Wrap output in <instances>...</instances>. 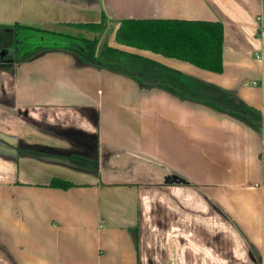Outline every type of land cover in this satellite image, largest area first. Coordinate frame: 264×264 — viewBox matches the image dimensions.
Here are the masks:
<instances>
[{
	"label": "crops",
	"instance_id": "obj_1",
	"mask_svg": "<svg viewBox=\"0 0 264 264\" xmlns=\"http://www.w3.org/2000/svg\"><path fill=\"white\" fill-rule=\"evenodd\" d=\"M129 20L219 22L222 70L118 44ZM15 22L88 39L70 25L104 22L136 65L0 55V264H264V136L157 87L143 62L264 117V0H0V25Z\"/></svg>",
	"mask_w": 264,
	"mask_h": 264
},
{
	"label": "trees",
	"instance_id": "obj_2",
	"mask_svg": "<svg viewBox=\"0 0 264 264\" xmlns=\"http://www.w3.org/2000/svg\"><path fill=\"white\" fill-rule=\"evenodd\" d=\"M103 23L70 25L76 29L96 33L97 36L92 39L82 34L50 30L18 22L0 25V55H8L13 62L20 63L47 50L64 49L74 53L81 63L92 64L99 68L123 72L117 69L120 62L127 63L130 67L135 66V58L107 46L106 39L111 29H106ZM115 41L121 45L175 58L211 72L219 73L222 70L223 31L219 22L123 21L115 31ZM143 62L152 68L153 80H155L153 84L157 87L235 118L264 136V117L258 111L241 103L230 92L194 81L157 63ZM22 151L39 157L45 156L35 151L24 149ZM49 156L75 166L98 170L97 159L88 160L75 155ZM50 185L62 189L71 186L70 183L61 180H53Z\"/></svg>",
	"mask_w": 264,
	"mask_h": 264
},
{
	"label": "water",
	"instance_id": "obj_3",
	"mask_svg": "<svg viewBox=\"0 0 264 264\" xmlns=\"http://www.w3.org/2000/svg\"><path fill=\"white\" fill-rule=\"evenodd\" d=\"M233 119H235V118H233ZM235 120H237V119H235ZM238 122H240L239 120H237ZM241 124H243L242 122H240ZM243 125H245V124H243ZM246 126V125H245ZM249 128V127H248ZM250 129V128H249ZM252 130V129H251ZM252 131H254V130H252ZM255 132V131H254ZM255 133H257V132H255ZM258 134V133H257ZM166 181L167 182H184V180L183 179H181L179 176H177V175H172V176H170V177H167V179H166Z\"/></svg>",
	"mask_w": 264,
	"mask_h": 264
},
{
	"label": "built area",
	"instance_id": "obj_4",
	"mask_svg": "<svg viewBox=\"0 0 264 264\" xmlns=\"http://www.w3.org/2000/svg\"><path fill=\"white\" fill-rule=\"evenodd\" d=\"M259 36H260L261 40L264 41V29H262V30L259 32Z\"/></svg>",
	"mask_w": 264,
	"mask_h": 264
},
{
	"label": "rangeland",
	"instance_id": "obj_5",
	"mask_svg": "<svg viewBox=\"0 0 264 264\" xmlns=\"http://www.w3.org/2000/svg\"><path fill=\"white\" fill-rule=\"evenodd\" d=\"M125 68H128V67H125ZM129 70H131L130 68H128Z\"/></svg>",
	"mask_w": 264,
	"mask_h": 264
}]
</instances>
